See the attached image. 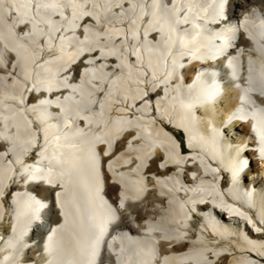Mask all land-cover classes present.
<instances>
[{
  "label": "bare ground",
  "instance_id": "bare-ground-1",
  "mask_svg": "<svg viewBox=\"0 0 264 264\" xmlns=\"http://www.w3.org/2000/svg\"><path fill=\"white\" fill-rule=\"evenodd\" d=\"M214 1L174 0L176 22L153 0H0V264H264L248 255L264 254V236L244 230L264 224V160L246 152L239 187V159L193 119L203 95L176 74L182 60L188 78L224 65L204 31ZM237 2L244 18L223 38L239 33V53L219 105L237 98L253 119L226 128L233 152L256 143L253 121L264 138V111L246 104L264 102V2ZM13 4L27 12L23 39L21 25L8 31ZM165 121L190 150L178 152Z\"/></svg>",
  "mask_w": 264,
  "mask_h": 264
},
{
  "label": "snow or ice",
  "instance_id": "snow-or-ice-1",
  "mask_svg": "<svg viewBox=\"0 0 264 264\" xmlns=\"http://www.w3.org/2000/svg\"><path fill=\"white\" fill-rule=\"evenodd\" d=\"M246 2L250 3L251 0H246ZM264 2V0H262ZM31 3V0H22L20 4V8L27 9L29 4ZM169 5H172L171 8H169ZM40 7H53L52 5L48 4H41ZM13 9V13H15V17L13 19V25H8V31L10 35H14L12 29L16 25H21L20 27V39H23L26 33V27L28 25L27 12L25 11L23 14H21L20 10L16 7L15 4L11 5ZM153 9L156 7H159L162 11L169 13L172 18L179 22V20L176 19L177 12L180 11L178 9L177 5L173 4V0H163L162 3H158V0H153V4L151 5ZM243 7L242 3H238L237 0H217L216 3V14L218 18L226 17L224 19V24H229L233 19H239V15L237 13V9ZM30 19V18H29ZM0 23L6 24L7 22L4 20L3 16H0ZM220 25H217L219 27ZM155 38V37H154ZM3 39V34L0 33V40ZM6 47V46H5ZM12 51H15V49H12ZM227 58V57H226ZM77 72H79V69H77ZM47 103V102H46ZM123 207V205H120ZM101 264H105V260H101Z\"/></svg>",
  "mask_w": 264,
  "mask_h": 264
},
{
  "label": "rangeland",
  "instance_id": "rangeland-1",
  "mask_svg": "<svg viewBox=\"0 0 264 264\" xmlns=\"http://www.w3.org/2000/svg\"><path fill=\"white\" fill-rule=\"evenodd\" d=\"M179 135H182L181 132H178ZM9 227V226H8ZM7 227V228H8ZM223 264H228L227 261H225Z\"/></svg>",
  "mask_w": 264,
  "mask_h": 264
}]
</instances>
